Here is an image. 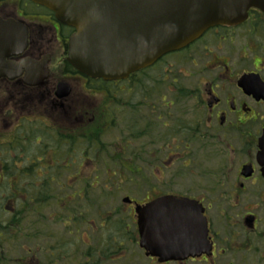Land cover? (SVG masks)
<instances>
[{
  "label": "flooded vegetation",
  "instance_id": "obj_1",
  "mask_svg": "<svg viewBox=\"0 0 264 264\" xmlns=\"http://www.w3.org/2000/svg\"><path fill=\"white\" fill-rule=\"evenodd\" d=\"M5 2L0 4L2 21H28L27 50L7 60L47 58L49 69L52 52L33 54L42 43L57 52L59 77L52 101L27 106L34 99L29 94L45 88L51 70L37 86H26L24 74L13 80L0 78V83L18 90L13 95L17 102L12 96L8 101L13 106L0 107L6 125L0 134V183L9 184L5 179L14 169L21 189L47 186L59 205L82 208L78 223L68 217L71 230L64 233L88 249L94 246L96 228L90 200L128 198L129 234L111 240L96 228L99 245L125 247L118 256L126 258L124 264H264V165L259 157L264 130V7L249 6L238 16L239 23L211 27L152 66L105 82L67 63L74 29L63 27L50 14L25 17L18 8L17 16L5 14ZM74 79L80 81L79 96L68 82ZM63 82L67 92L58 99L55 90ZM111 147L123 152L118 156L122 162L128 157L122 166L125 173L103 185L98 178L89 180L88 161L92 157L97 162L98 152ZM31 168L37 175L26 182L24 171ZM169 196L189 201L193 214L206 221V247L200 256L160 262L138 247L134 208ZM49 217L55 222L64 216L53 212ZM99 226L107 225L102 220ZM60 240L61 234L56 243ZM127 245L137 252L129 253Z\"/></svg>",
  "mask_w": 264,
  "mask_h": 264
},
{
  "label": "water",
  "instance_id": "obj_2",
  "mask_svg": "<svg viewBox=\"0 0 264 264\" xmlns=\"http://www.w3.org/2000/svg\"><path fill=\"white\" fill-rule=\"evenodd\" d=\"M29 1L53 12L58 23L74 28L67 45L69 65L84 76L105 81L124 79L151 66L164 54L195 41L209 27L236 24L249 6L264 7V0ZM27 38L23 25L0 18V78L13 80L24 74L26 86H37L48 76L47 58L7 60L23 53ZM55 92L60 98L67 85L60 83ZM259 151L264 165V130ZM187 202L169 196L136 206L138 246L145 256L160 262L200 256L206 247V221L199 213L194 215Z\"/></svg>",
  "mask_w": 264,
  "mask_h": 264
},
{
  "label": "trees",
  "instance_id": "obj_3",
  "mask_svg": "<svg viewBox=\"0 0 264 264\" xmlns=\"http://www.w3.org/2000/svg\"><path fill=\"white\" fill-rule=\"evenodd\" d=\"M4 1L9 0H0V4ZM15 1L17 3L18 10L24 14L25 17L48 14L52 16V13H49L42 7L35 6L28 0ZM65 66L70 68L67 64H65ZM87 153L88 155L92 154L89 153V151ZM43 170L48 172V167ZM8 173L9 174L5 181L9 180L10 186L6 183V185L0 183V264L63 263L64 261L62 260L66 258V252L63 250V253H60V249L69 248L71 242L69 241L68 245L64 243H56V240L49 236L50 231L46 228L47 220L48 218L51 219L49 215L53 212H61L64 217H61L55 221V223L57 224L58 222H62L65 230L67 229V232H69L71 227H67L69 223L68 217L75 223H78L79 219L77 214L79 210H82V208L78 209V206L74 208V205L72 204L63 206L59 205L58 203L60 202L53 199L54 196L51 194V190L47 186L37 189L34 185H31V188L29 189H21L20 184L17 182V173L15 170L10 169ZM36 175V172H34L32 168L24 171L26 182H33ZM6 186H8V188ZM50 203L55 204V208L52 210V213L45 215V209L52 207V204ZM90 203L91 207H94V205L99 207L105 204L102 203L101 205H98L97 203L99 202L94 201L93 199L90 200ZM101 214L102 215L97 214L96 217L99 218V221L94 223L97 230H104L107 237H110L111 240L114 235L126 236L127 230L125 231V228L128 224H130L129 219H127V225L125 224L124 228L121 227V225H114L115 230H113L112 227L109 229V224L112 222L111 218L109 216L105 218L103 211H101ZM32 217H34V219L30 220ZM102 220L107 225L103 226V228L99 226ZM96 228H94L93 232L94 246L88 249L85 246L86 244H84L87 250L83 253V258L85 260L83 264H108L115 257L120 256L123 253L122 251L125 249L124 246L108 248L106 246L99 245L98 242L101 235L99 237L98 234L101 233L99 231L97 233ZM35 239L41 240L45 243V245H47L38 246L36 244L38 251L42 252V257L41 254L38 257L31 254L30 249L27 248V243H30ZM32 259L34 260V263H31Z\"/></svg>",
  "mask_w": 264,
  "mask_h": 264
},
{
  "label": "rangeland",
  "instance_id": "obj_4",
  "mask_svg": "<svg viewBox=\"0 0 264 264\" xmlns=\"http://www.w3.org/2000/svg\"><path fill=\"white\" fill-rule=\"evenodd\" d=\"M16 9H17V3L14 0H9L7 2H5L3 4V10L5 11V14H13L12 16H17L18 14L16 13ZM23 24L26 25V23H28L27 19L26 21L23 20L21 21ZM45 49L48 51V53L52 52L51 55V63H50V70H51V77L48 80V83L46 84L45 88L40 90L39 92L37 91H33L32 93H24V94H29V96L34 97V99L32 101H30L29 103H25L26 106L29 105L30 103L36 104V105H40L41 103H45L48 101H52L53 100V89L56 85V82L58 80V72L59 69L57 67V60H58V54L56 51L50 48L45 47L42 43H40V45H38V47L35 49V51L33 52V54L37 55L39 53L42 52V50ZM68 82L73 85V90L75 91V94L79 96V94H81L80 90V86L79 83L80 81L78 79H74V80H68ZM4 87L6 89H4ZM18 91L17 90V86L15 85H9V84H5V83H0V107L3 106H13V102H11V104L8 103V101L10 100V97L12 96V99L15 100L17 102L18 98H13V95H15V92ZM38 93L42 94V96H40V99L38 100ZM12 94V95H11ZM28 96V97H29ZM19 99L21 98L20 96H18ZM24 98V97H23ZM50 98V100L48 99ZM24 101V100H22ZM17 105H23L22 102H18ZM7 106V107H8ZM27 114L26 112L23 113L24 116ZM35 115H37L36 112H34ZM6 125L2 123L1 121V117H0V134H4L5 133V129L4 128ZM103 142L105 143H109L110 139L106 140L103 139ZM104 144V143H103ZM103 152H98L97 155V162L95 160V158L93 159L91 157V159L88 161V166H87V173H88V179L91 180L93 177L100 179V183L103 184H107L110 183L109 181L114 179L119 176V175H123V173H125L124 168H122L123 164L126 165V161L127 158H125V161L123 160V162L121 161V159L118 157L120 155H123V152H119L118 150H116L114 147L108 148V149H103ZM125 154V153H124ZM93 161V162H92ZM122 164V165H121ZM121 165V166H120ZM107 179V180H106ZM113 180V181H114ZM115 187V186H113ZM123 198L119 197V198H115L113 200L110 201H105V200H100L97 199V201L99 203H97L98 205L103 204L102 206H97L94 205V207H91V215H92V220L94 223H97L99 220L97 216L98 215H102L101 211H103L104 217L106 218L107 216H109L112 220V222L109 224V229H114V225H121V227H125V224L127 225V212H128V208H126V206L124 207V205L122 204L121 200ZM108 203V204H107ZM55 208V205L52 204V207H48V209H45L44 214H50L52 213V210ZM118 212V213H117ZM63 223L62 222H58L57 224L52 221L51 219L48 218L47 223H46V228L50 231V237H53L56 241L58 240V237L61 234V239L60 243H64V244H69V241L72 243V247L69 248H64L61 249L63 253V250L66 252V258L62 261H64L63 263L60 264H83L84 260V256L83 253L86 252V248L85 246L79 241V239L76 237V244L73 243L71 240L72 238L70 237V234L68 235L67 233H64L65 228L63 227ZM133 229H131L132 232ZM126 231V228H125ZM64 233V234H63ZM127 234H129L127 232ZM78 236V234H76ZM72 236V235H71ZM73 237V236H72ZM43 239V238H42ZM52 241V240H51ZM34 242V243H33ZM28 244V249H30L31 254H34L35 256H43L41 251H38L37 246H44L45 243L42 242L41 240H32L30 243ZM47 246V245H45ZM128 247V252H133V250L135 252L136 251V247L132 246L129 247V245H127ZM132 249V250H131ZM128 253V254H129ZM132 257V256H131ZM126 262V258H121V257H115L111 262H109L108 264H124ZM29 263V262H28ZM31 263H34V260H31ZM146 264V263H143Z\"/></svg>",
  "mask_w": 264,
  "mask_h": 264
}]
</instances>
